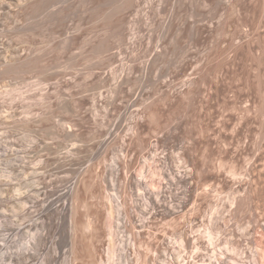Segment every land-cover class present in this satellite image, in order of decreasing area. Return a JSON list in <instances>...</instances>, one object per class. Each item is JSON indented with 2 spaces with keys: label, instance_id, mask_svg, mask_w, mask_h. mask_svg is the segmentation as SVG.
I'll return each instance as SVG.
<instances>
[{
  "label": "rangeland",
  "instance_id": "374dc122",
  "mask_svg": "<svg viewBox=\"0 0 264 264\" xmlns=\"http://www.w3.org/2000/svg\"><path fill=\"white\" fill-rule=\"evenodd\" d=\"M204 134L210 146L193 151ZM262 150L264 0H0V264H65L72 246L73 263L92 264L80 229L87 213L98 234L95 257L105 258L104 179L126 202L123 233L153 254L165 233L179 243L178 233L192 227V175L171 193L154 189V198L171 196L173 215L151 205L146 226L134 228L142 207L135 171L152 151L161 169L199 162L218 190L237 185L230 163L249 170L241 190L263 188L250 206L264 219V156L256 169L248 164ZM71 180L75 202L72 210L69 193L65 221L58 198ZM201 189L204 208L214 199ZM249 208L229 217L243 224ZM172 217L175 228L164 225ZM27 241L20 262L3 254Z\"/></svg>",
  "mask_w": 264,
  "mask_h": 264
},
{
  "label": "bare ground",
  "instance_id": "6f19581e",
  "mask_svg": "<svg viewBox=\"0 0 264 264\" xmlns=\"http://www.w3.org/2000/svg\"><path fill=\"white\" fill-rule=\"evenodd\" d=\"M208 114L210 117L213 116L212 113L210 114L208 112ZM229 119L230 118H228V120ZM195 128H197V125H195ZM210 136L211 135L204 134L202 138H194L192 142L194 148L193 151H199L200 143L210 146L212 142ZM226 150L227 152L229 151L228 149ZM208 154L204 155V157L208 158ZM263 154L264 151L262 150L257 155H255V158L252 162L249 161L248 164L250 169L253 168L252 170H254L256 167H258V163L263 159ZM156 155L157 153L154 151L149 152L147 156L144 155L141 166L137 169V171H135L137 174H135L136 179L132 187L134 189L133 193L138 190L141 191L138 193L136 192L135 207H142H140L138 212V226L134 225V228H142L146 226L145 220L147 217L145 215L147 214L148 207L151 205H154L153 209H155V206L158 208L161 207L162 214L165 216L173 215L176 212L175 208L177 205L175 206L176 203L173 204L172 199L170 198L171 196L169 199L164 198L163 200L160 199V195H157L159 197L154 198L152 196V194L155 192L154 189L160 186L161 189L157 192V194L162 193L164 190L167 191L168 189L172 188L171 185H174L175 182H178V180H183L184 182V180L191 178V175L193 192L192 227L189 228L190 230L184 228V230L178 233L180 238L179 243H176V241L172 239V236H168L167 233H165L163 239L164 241L162 242L163 247L160 246L161 249H158V254H153L148 243H145V241L142 240L137 241L133 239V235L131 233L129 236H127L128 234L125 233L126 231L124 233L122 232L120 218L124 214L123 211L126 206V202L123 203L121 195L118 196L120 198V202H117L114 194L111 193L112 184H110L107 179H104L106 185L105 188H103L102 196H100V198H102L104 201L102 205L105 209V237L108 242V246L105 250V258L98 256L95 257L97 249L94 244V238H96L98 234L95 236L93 232L95 231L94 229H96L92 223L93 218L91 219L90 215L87 213L84 223H80V229L86 233L84 238L88 240L83 244V252L85 256L88 255L90 257V262L92 264H120L121 262L123 264H264V219L259 218V214H252L251 211L253 208L251 209L250 206L254 198H257L258 201L263 198V188L258 185V187L254 189V193H252L250 189L244 187L241 190V182L244 179L249 182L252 180L250 177L251 173L248 172L249 170L245 171L244 173L241 171L242 169L239 170L241 166L237 167L235 163L229 162L231 164L230 167L226 168V170L224 169L226 166H224L223 169L226 170V173H228L234 180V185H237L234 187L231 186L227 190H221V188L220 191L215 186V182L211 184L208 179L207 181L206 179L204 180V177H202V171L200 170L199 162H194V166L191 169L188 166L186 158H184L182 165H177V168H174L173 165H170L165 166L164 169H161L155 163ZM196 157H198V154ZM203 163H201L202 166L206 164V162L204 164ZM219 166H222V164ZM245 169L246 168H244V170ZM126 174L128 176V172ZM162 179L164 182L161 183ZM69 182V185H66V190H62L63 192L58 198L59 200H62L60 207L63 220L67 217V213L69 212V193L71 196L70 199L72 210L74 208L73 204L75 202L76 182L73 183L72 180ZM259 183L260 181L256 179V184ZM200 189L204 190L203 192H205V195L208 193V196H211V199L215 200H207L204 208H202L203 203L200 204L199 202V199H201L200 197H202L201 192H199ZM73 192L74 196H72ZM227 204L230 206L229 209L227 208ZM243 204H247L248 208L250 206L249 210H251L249 212L250 215L252 214V218L248 219V221L245 223L243 222V224H238L236 222L234 223V221L231 220L230 215L238 213ZM261 204L262 203L259 205ZM259 205H257V207ZM254 210L256 211V209H253V211ZM65 221L67 220L65 219ZM177 222V219L172 217L170 220L165 222L164 225L169 226L170 228L177 224ZM74 226L75 223L73 218H71L70 227L72 230H74ZM215 226H217L219 229H215ZM166 232H169V230ZM137 234L139 235L140 232H137ZM39 237L41 240L43 238L42 234H39ZM6 238V236L2 238L3 242L5 243L7 242ZM174 239L176 238L174 237ZM30 243L31 241H27L25 246L19 252L17 251L13 253L6 250L3 252V254H5V256L11 260L20 262V260H23L22 258L27 253H29V250L31 249ZM91 247L93 248V251ZM127 247L132 248V255L128 254ZM3 248L6 247L4 246ZM164 251L166 252L164 253ZM149 252H151L150 255ZM71 254H73V256L68 255L65 257L64 263L78 264L73 263L74 260L79 258V254H77L76 251L73 252V246L71 247ZM190 257H192V261L190 260ZM41 264H45V262L42 261Z\"/></svg>",
  "mask_w": 264,
  "mask_h": 264
}]
</instances>
